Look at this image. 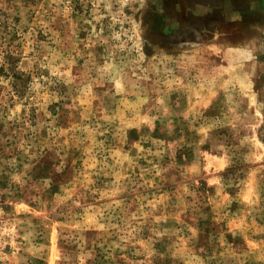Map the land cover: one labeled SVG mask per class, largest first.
Segmentation results:
<instances>
[{"label":"rangeland","instance_id":"obj_1","mask_svg":"<svg viewBox=\"0 0 264 264\" xmlns=\"http://www.w3.org/2000/svg\"><path fill=\"white\" fill-rule=\"evenodd\" d=\"M0 264H264V0H0Z\"/></svg>","mask_w":264,"mask_h":264}]
</instances>
